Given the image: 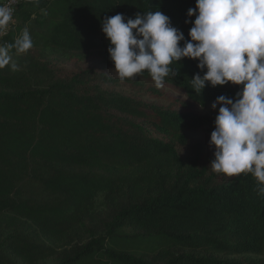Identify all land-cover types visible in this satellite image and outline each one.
<instances>
[{
	"label": "trees",
	"instance_id": "trees-1",
	"mask_svg": "<svg viewBox=\"0 0 264 264\" xmlns=\"http://www.w3.org/2000/svg\"><path fill=\"white\" fill-rule=\"evenodd\" d=\"M195 7L196 0L19 6L6 41L27 28L34 47L13 55L19 71L0 70V264H264L258 181L214 173L188 136L205 131L211 139L219 108L211 117L194 109L241 89L209 84L197 93L191 79L203 72L187 58L170 65L177 75L163 89L147 71L122 83L104 70L115 71L105 17L161 10L190 40Z\"/></svg>",
	"mask_w": 264,
	"mask_h": 264
},
{
	"label": "clouds",
	"instance_id": "clouds-1",
	"mask_svg": "<svg viewBox=\"0 0 264 264\" xmlns=\"http://www.w3.org/2000/svg\"><path fill=\"white\" fill-rule=\"evenodd\" d=\"M16 2L0 4V38L14 22ZM187 15L195 16L190 40L161 10L138 13L134 19L121 13L105 17L102 32L110 42L114 73L123 83L147 71L155 87L163 89L166 78L177 75L170 65L187 58L198 61L203 72L191 79L197 93L209 84L243 85L235 99L221 95L211 106L219 111L209 168L227 177L251 173L264 195V0H196ZM33 47L27 28L14 42H0V70L10 66L19 71L13 55L27 54Z\"/></svg>",
	"mask_w": 264,
	"mask_h": 264
},
{
	"label": "rangeland",
	"instance_id": "rangeland-1",
	"mask_svg": "<svg viewBox=\"0 0 264 264\" xmlns=\"http://www.w3.org/2000/svg\"><path fill=\"white\" fill-rule=\"evenodd\" d=\"M66 67L68 68V70L71 71H76V66L74 67L73 65H66ZM107 73H109L111 76L118 78L117 74L114 73L115 71L110 69V68H105L104 69ZM238 89L243 88V85L237 86ZM134 89L137 90V94H139V86H134ZM148 98V97H147ZM181 99H184V97H180ZM150 100V99H149ZM195 112L203 115V116H207V117H211L212 116V112L214 111L211 108L209 109H203V108H199L196 107ZM188 136L190 137V139L192 140V144L196 145L199 144L200 146L203 147V155H202V163L208 167H210L211 161L214 160V147H210V138L209 135L205 132V131H198V132H194V133H188ZM181 154L185 159H189L191 157V155L193 154V150L192 148H185L183 150H181Z\"/></svg>",
	"mask_w": 264,
	"mask_h": 264
},
{
	"label": "built area",
	"instance_id": "built-area-1",
	"mask_svg": "<svg viewBox=\"0 0 264 264\" xmlns=\"http://www.w3.org/2000/svg\"><path fill=\"white\" fill-rule=\"evenodd\" d=\"M37 1L38 0H17L16 4L14 5L15 12L13 14V19H14L15 15H16L17 10H18V8H19L20 5L27 4V3H34V2H37ZM5 2H6V0H0V4H3ZM13 24H14V22L13 23H10L9 30H8V34L6 36H4L3 38H0V42H7L6 41V38L9 36V33H10L12 27H13Z\"/></svg>",
	"mask_w": 264,
	"mask_h": 264
}]
</instances>
